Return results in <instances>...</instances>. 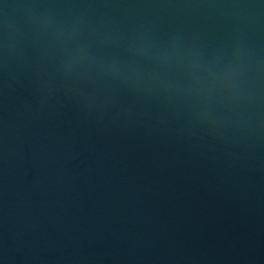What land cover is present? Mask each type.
I'll list each match as a JSON object with an SVG mask.
<instances>
[{
	"label": "water",
	"instance_id": "obj_1",
	"mask_svg": "<svg viewBox=\"0 0 264 264\" xmlns=\"http://www.w3.org/2000/svg\"><path fill=\"white\" fill-rule=\"evenodd\" d=\"M0 264H264V0H0Z\"/></svg>",
	"mask_w": 264,
	"mask_h": 264
}]
</instances>
